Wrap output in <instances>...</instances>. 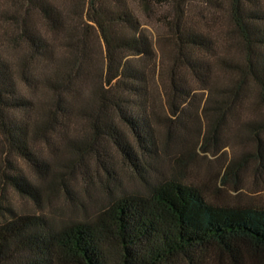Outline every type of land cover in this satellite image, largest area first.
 Wrapping results in <instances>:
<instances>
[{"label":"trees","instance_id":"16d2710c","mask_svg":"<svg viewBox=\"0 0 264 264\" xmlns=\"http://www.w3.org/2000/svg\"><path fill=\"white\" fill-rule=\"evenodd\" d=\"M76 125L77 159L111 148L146 191L7 208L0 264H264V0H0V180L40 206L60 183L34 143Z\"/></svg>","mask_w":264,"mask_h":264},{"label":"rangeland","instance_id":"374dc122","mask_svg":"<svg viewBox=\"0 0 264 264\" xmlns=\"http://www.w3.org/2000/svg\"><path fill=\"white\" fill-rule=\"evenodd\" d=\"M79 129L80 125H76L72 132H68L67 136L53 137L51 142L56 143L54 148L48 146L44 141L34 143V150L40 165L56 172V178L60 183L55 188L46 191L40 206H36L28 198L22 197L0 180V221L5 214L10 215V212L5 210L7 208L18 214H44L53 217L56 221L66 220L75 214L76 210L72 204L79 207L81 203L85 204V214L90 218L108 204L110 195L116 196L120 192L146 191L147 186L143 187L128 165L111 151V148L108 149L114 157L113 160L108 158L104 152H101L103 156L100 158L90 156L83 162L77 159L72 149L69 148L70 140L68 139L70 138L68 137H79ZM226 151L230 156L232 150L226 149ZM11 160L26 178L32 182L37 180L39 173L28 162L15 157H11ZM219 164L214 159H210L209 162L201 161L199 166L194 168V175L197 176L199 172L201 175H205L209 172L210 177V174L219 170ZM251 179V177L247 178L245 185L251 184ZM195 180L196 178L192 176V181ZM238 197L239 195H213L212 199L218 200V203L226 202L233 205L240 203ZM245 197L243 196V200L246 199Z\"/></svg>","mask_w":264,"mask_h":264}]
</instances>
